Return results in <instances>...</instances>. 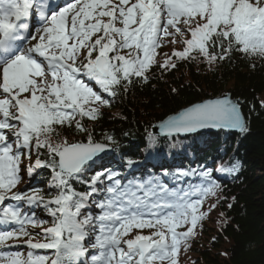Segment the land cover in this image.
Listing matches in <instances>:
<instances>
[{"label": "snow or ice", "instance_id": "obj_1", "mask_svg": "<svg viewBox=\"0 0 264 264\" xmlns=\"http://www.w3.org/2000/svg\"><path fill=\"white\" fill-rule=\"evenodd\" d=\"M167 37L182 49L159 62ZM237 53L253 67L264 61V0H71L65 6L0 0V264H178L181 248L224 199L216 173H238L239 163L175 173L161 166V175L139 180L103 168L86 179L101 154L120 145L111 135L96 142L83 121L98 120L121 90L147 84L153 66L170 71L178 61L199 59L212 70ZM64 126H74L86 142H53ZM157 127L165 137L248 131L240 102L229 95L194 103ZM148 137L156 142V134ZM24 160L30 177L50 171L49 190L18 189ZM134 165L127 159L126 167ZM170 180L198 182L184 188L170 187ZM76 184L87 189L77 191ZM209 198L215 202L203 210ZM40 208L50 226L38 218ZM18 241L52 255L5 250Z\"/></svg>", "mask_w": 264, "mask_h": 264}, {"label": "trees", "instance_id": "obj_2", "mask_svg": "<svg viewBox=\"0 0 264 264\" xmlns=\"http://www.w3.org/2000/svg\"><path fill=\"white\" fill-rule=\"evenodd\" d=\"M254 63L255 67L252 60L237 53L230 60L217 63L212 70L199 59L178 61V66L170 71L153 66L147 84L135 83L127 93L121 90L114 100L105 96L111 100V105L101 109L103 115L96 121L87 118L83 121L96 142L103 143L105 136L111 135L120 145L110 156L99 160L86 179L97 167L122 173L129 158L137 162L133 167L137 172L131 174L132 179L139 178L137 173L144 170H140L143 166L157 165L166 169L172 166L177 171L176 165L186 162L184 150L190 147V151L200 150V155H206L213 169L239 163L238 173H216L223 177L220 195L224 199L202 221L187 248H181L179 253H187V259L178 264H264V61L256 59ZM223 94L240 102L248 126L246 133L220 131L208 134L211 138L203 135L188 138L192 143L188 149L181 143L185 139L157 138L154 144L149 141L148 133L155 124L189 105ZM57 130L59 136H54L53 142L87 140L74 126ZM200 137L205 140L196 141ZM28 164V160L23 162L21 182L25 190H49L50 171L38 170L39 174L30 177L26 171ZM75 187L77 191L87 189L85 184ZM214 202L215 198H209L203 210ZM229 204L233 206L229 208ZM35 212L38 218L49 221L45 226H50L52 218L42 208Z\"/></svg>", "mask_w": 264, "mask_h": 264}, {"label": "bare ground", "instance_id": "obj_3", "mask_svg": "<svg viewBox=\"0 0 264 264\" xmlns=\"http://www.w3.org/2000/svg\"><path fill=\"white\" fill-rule=\"evenodd\" d=\"M104 95L106 96V94H104ZM197 134L198 133H195L194 135H197ZM203 136H208V134H205ZM196 137H198V136H196ZM208 137L211 138L212 136L209 135ZM169 138H171V137H169ZM201 139H202V142L205 140V139H203V138L200 137V138H197L196 141H199L200 142ZM180 141H182V140H180ZM181 143H184L186 145V149L189 148L188 147L189 145L192 146V143H191L190 139L189 140L188 139H185ZM191 148L192 147H190V149ZM190 149L189 150H184L185 153L183 155H184V159H185L184 161H186V162H181V163H179L180 165H176V166H178L177 168L179 170H188V169H191V168H198V167L203 166L206 163H210L209 160H208V158L206 157V155H204L203 153H201V155H200V150L199 151H196V152H192V151H190ZM202 155L204 157H202ZM185 182L193 183V182H198V181L188 180V181H185Z\"/></svg>", "mask_w": 264, "mask_h": 264}, {"label": "rangeland", "instance_id": "obj_4", "mask_svg": "<svg viewBox=\"0 0 264 264\" xmlns=\"http://www.w3.org/2000/svg\"><path fill=\"white\" fill-rule=\"evenodd\" d=\"M170 40H171V37H167L164 40V46L157 50L158 55L156 57L159 58V62H163V60L165 58V56H164L165 53H167L168 55H171L173 49H176V50H181L182 49V44H180L179 42L178 43H175V44H171V43L168 42ZM32 43H34V41H32ZM24 48H27V47L25 46ZM17 187L20 190L23 189V185L22 184L21 185L19 184ZM26 248H28L27 245H26ZM11 250H13V251H19L20 249H18L17 247H14V248H11ZM186 254H185L184 251L178 254V262L179 263H181L182 261L183 262L186 261V259H187ZM50 255H52V251L50 252Z\"/></svg>", "mask_w": 264, "mask_h": 264}, {"label": "water", "instance_id": "obj_5", "mask_svg": "<svg viewBox=\"0 0 264 264\" xmlns=\"http://www.w3.org/2000/svg\"><path fill=\"white\" fill-rule=\"evenodd\" d=\"M223 95H229V94H223ZM223 95H221V96H223ZM221 96H218V97H221ZM230 96V95H229ZM231 97V96H230ZM214 98H217V97H213V98H206V99H204V100H207V99H214ZM204 100H202V101H199V102H196V103H200V102H203ZM234 100V99H233ZM189 106H191V105H189ZM189 106H187V107H189ZM184 109V108H183ZM182 109V110H183ZM181 111V110H180ZM173 115H175V114H173ZM172 116V115H171ZM168 118V117H167ZM167 118H165L164 120H166ZM162 122V121H161ZM160 123V122H159ZM159 123H157V124H155L153 127H152V133H154V134H156V136H159V137H162V138H166L165 136H163L162 134H160V132H159V129H158V125H159ZM220 130H222V131H230V132H234V133H240L239 131H237V130H228V129H210V130H201V132L200 133H212V132H217V131H220ZM200 133H198V134H200ZM195 134V133H194ZM194 134H188V135H184V136H192V135H194ZM179 137H183V136H179Z\"/></svg>", "mask_w": 264, "mask_h": 264}]
</instances>
